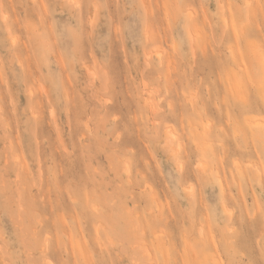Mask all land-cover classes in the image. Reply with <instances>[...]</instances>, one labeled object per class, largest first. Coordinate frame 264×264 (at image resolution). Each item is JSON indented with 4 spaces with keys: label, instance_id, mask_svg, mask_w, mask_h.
<instances>
[{
    "label": "rangeland",
    "instance_id": "1",
    "mask_svg": "<svg viewBox=\"0 0 264 264\" xmlns=\"http://www.w3.org/2000/svg\"><path fill=\"white\" fill-rule=\"evenodd\" d=\"M0 264H264V0H0Z\"/></svg>",
    "mask_w": 264,
    "mask_h": 264
},
{
    "label": "bare ground",
    "instance_id": "2",
    "mask_svg": "<svg viewBox=\"0 0 264 264\" xmlns=\"http://www.w3.org/2000/svg\"><path fill=\"white\" fill-rule=\"evenodd\" d=\"M45 89V88H44Z\"/></svg>",
    "mask_w": 264,
    "mask_h": 264
}]
</instances>
